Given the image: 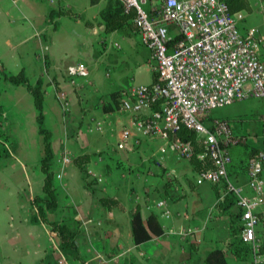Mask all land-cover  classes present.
Instances as JSON below:
<instances>
[{
    "label": "crops",
    "instance_id": "0c3cea01",
    "mask_svg": "<svg viewBox=\"0 0 264 264\" xmlns=\"http://www.w3.org/2000/svg\"><path fill=\"white\" fill-rule=\"evenodd\" d=\"M83 1L80 10L81 0H0V75L3 70L14 74L23 69L31 83L40 77L44 80L43 114L50 113L53 118L48 129L55 183L60 190L59 207L51 217L62 219L67 216L66 208L75 210L69 218L80 223L78 245L84 259L67 261L50 227L31 221L30 202L42 193L44 179L39 164L41 149L35 139L36 110L24 85L0 77L2 129L11 125V115L28 117L13 129L15 155L0 161V264H206L207 252L215 247L223 248L234 260L226 247L230 216L218 206L224 200L222 188L218 193L214 183L199 181L188 160L178 159L165 139L144 135L135 125L136 116L121 108L122 99L133 87L155 82L150 49L140 41L137 29L105 33L98 15L105 0ZM51 9L62 10L52 21L55 25L47 18ZM234 16L243 34L258 28L264 61V28L259 27V21L264 27V12L259 0H246L245 8ZM169 29L176 32L172 25ZM76 62L85 63L88 85L85 79L67 75V66ZM116 90L121 94L119 107L113 104L104 112L103 103L110 101V92ZM255 107L253 119L261 124L260 131H256L257 123H252L255 132H248L253 129L249 122L245 130L232 133L261 150L264 106ZM211 113L204 118L206 124L219 119L231 128V115L213 117ZM232 116L242 121L238 113ZM112 136L115 142L108 146L106 140ZM86 153L90 154L87 171L96 181L93 191L85 187L73 162L75 156ZM63 155L71 158L64 166L58 161ZM124 156L134 159L135 169L128 174L120 169ZM171 176L184 196L176 202L166 200L170 216L165 217L153 204L164 179ZM150 177L154 182H149ZM229 179L251 194L247 170L233 173ZM136 205L144 221L149 213L157 214L162 229L139 244L133 243L130 229V214ZM228 210L239 212L235 203ZM209 229L216 235L215 242L205 240ZM182 230L191 233L184 238L179 234ZM233 264L250 263L234 260Z\"/></svg>",
    "mask_w": 264,
    "mask_h": 264
},
{
    "label": "built area",
    "instance_id": "2783aa9c",
    "mask_svg": "<svg viewBox=\"0 0 264 264\" xmlns=\"http://www.w3.org/2000/svg\"><path fill=\"white\" fill-rule=\"evenodd\" d=\"M118 1L124 13H133L140 41L150 49L152 68L158 77L126 93L122 110L136 116L135 125L144 135L165 139L178 159L188 160L193 149L179 139L170 140L169 132L181 126L193 130L205 144L199 157L213 164L197 178L219 183L227 177L230 146L244 138L234 135L227 121L218 119L206 124L204 117L235 101L264 98L258 28L241 33L226 0ZM259 8L264 12V0H259ZM169 25L175 27V33ZM175 36L179 38L173 40ZM67 75L73 79L85 77V63L68 65ZM58 161L64 166L71 158L63 155ZM247 175L251 194L230 182L228 190L237 196L242 238L257 252L251 264H264V251L258 252L264 239V149L249 160ZM153 206L160 208L165 217L170 216L165 199H158ZM190 233L179 232L184 238Z\"/></svg>",
    "mask_w": 264,
    "mask_h": 264
},
{
    "label": "trees",
    "instance_id": "16d2710c",
    "mask_svg": "<svg viewBox=\"0 0 264 264\" xmlns=\"http://www.w3.org/2000/svg\"><path fill=\"white\" fill-rule=\"evenodd\" d=\"M229 6V10L232 14L241 8H245L246 0H226ZM60 11L51 9L48 12V21L55 24L54 17L58 16ZM99 18L104 25L105 33L112 31H125L130 32L136 30V26L133 22V13H124L122 4L118 0H105L104 6L100 9ZM179 36L173 37V40L178 39ZM0 77L8 80L14 85H24L33 98L34 108L36 110V122L38 126V134L41 138V151H40V169L44 174L42 193L36 195L31 199V221L33 223H45L50 227V231L55 233L59 238L58 250L60 254L67 261L79 260L83 262V258L80 256L78 237L80 233V223L74 219L75 210L71 208L73 216L71 218L64 217L62 219L52 218L58 210V188L55 183V174L53 170L54 153L51 146V132L45 126L43 104H44V91L43 78H38L34 83L29 81L28 76L21 69L17 73H10L6 70L1 72ZM158 77L153 74V81H157ZM121 96L120 91H112L109 94L110 101L104 102L102 108L104 112L111 109L113 104L116 108L119 107ZM211 112V111H210ZM209 112V113H210ZM209 113L207 116H209ZM206 116V117H207ZM204 117V118H206ZM207 119V118H206ZM205 119V120H206ZM3 117L0 109V161H5L15 155L17 149V142L10 139V136L2 129ZM169 139H179L184 143H189L193 149L192 156L188 159V163L193 172L199 173L204 170L213 168L212 162L208 158L201 159L199 155L204 152V142L199 138L195 132L185 126H181L178 130L169 132ZM231 162L227 165V177L222 179L219 183H215L214 187L218 193L222 188L224 194V200L218 203L225 214L230 216L229 221V239L226 247L230 252L234 260L238 262H249L250 264L254 260L257 252L251 243H247L243 240L241 235L242 224L240 220V214L231 213L228 209L230 205L234 204L237 200V196L230 190H228L229 176L233 173H243L248 170L249 160L259 151L257 148L247 144L246 141H238L230 146ZM90 154H81L74 157L73 162L78 167L84 185L90 191H93V184L95 179L91 178L87 171V163L89 161ZM175 186V180L172 178H165L162 184L161 191L158 195V199H165L171 202H176L183 198ZM104 199V198H101ZM110 200V199H109ZM140 206L136 205L130 214V229L132 241L135 244H139L143 241L150 239L151 233L156 235L162 232L161 225L158 222V216L155 213H149L146 216L145 221L141 215ZM264 251V239L259 247L258 252ZM204 262L206 264H228L227 256L223 248L215 247L208 251Z\"/></svg>",
    "mask_w": 264,
    "mask_h": 264
},
{
    "label": "rangeland",
    "instance_id": "374dc122",
    "mask_svg": "<svg viewBox=\"0 0 264 264\" xmlns=\"http://www.w3.org/2000/svg\"><path fill=\"white\" fill-rule=\"evenodd\" d=\"M83 4H84V1L81 0V2L79 3V5H81L80 10L84 7ZM101 7H102V5L100 6V8ZM57 11H60V14L62 13L61 12L62 10H57ZM67 11H70V10H67ZM58 16L54 17V20ZM259 27H261V29L264 28V27H262V21H259ZM78 79H85V81L87 82L86 85H88L89 82H90V79H89L88 75L86 77H83V78L82 77H75V80H78ZM263 100H264V98L259 99V98L250 97V98L244 99L242 101H237V102L235 101V103L233 102V104H231V105H225V106H222V107H218V108L213 109L211 111L212 112L211 114H212L213 117L214 116H217V117L218 116H224V114L231 115V130H232V132L239 133V132H241V130H245L246 129V127H247V125H248L249 122H251V124H250L251 127H252V123L253 124L254 123H257V122H255V121H257V118H256V120H254L252 113L256 111V109H255L256 107L255 106H257V105L264 106ZM235 113H238L239 115L242 116V121H240V120L238 121V120L234 119V117L232 115H234ZM51 116L52 115L50 113H48V114H45L44 113V123H45V126L47 128H49L50 124L53 121V118ZM24 119H25V117H20L18 115L17 116L11 115V117L8 118V120H10V122H11L10 123L11 125L8 126V127L6 126L4 132L7 133L10 136V139H12V140H15L16 139V137H15V134L16 133L13 132V129L17 125L18 121L19 122H22V123H23V121L26 122V119L28 120V117L25 120ZM240 124H243L242 128H241V125ZM257 125H258L257 128H259V130H256V131L259 132L260 129H261V124H258L257 123ZM24 127H25V125H24ZM27 130L29 131L28 128H27ZM248 132H251V134H254L255 129L253 128V129H251ZM32 137H34V135H32V133H31V138ZM105 137L106 136H104V138ZM100 138H103V136L100 135ZM35 139H36V142L38 143L37 147L41 149V138H40L39 134H37V132H36V135H35ZM106 142H108V146H112V144H114V142H115V137L112 136L109 139L107 138ZM249 143L253 144L252 142H249ZM143 156H144V154H143ZM136 158H139V157L136 155ZM133 160H134L133 157H127V156L122 157V159L120 161V167H121L120 169L125 174H128L129 172H131V169L132 168L135 169V167L133 165ZM135 160H139V159H135ZM145 168L146 167H145V164H144L143 167H142V171H145ZM149 182H154V178L153 177H150L149 178ZM58 191L60 193L59 188H58ZM58 199H59V196H58ZM0 200H1V198H0ZM70 214H71V208H66V211H65V215H67L66 217L69 218V215ZM206 232H207L208 235L205 238V240H208V241L212 240L213 242H215L216 235H214V233L212 232V230L209 229ZM218 244H220V243H218ZM227 260H228V264H233L234 263V260H232L231 258H228L227 257Z\"/></svg>",
    "mask_w": 264,
    "mask_h": 264
}]
</instances>
